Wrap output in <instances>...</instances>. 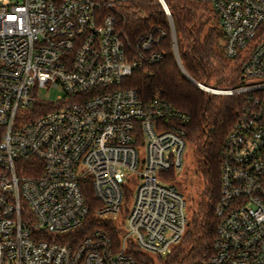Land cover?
<instances>
[{"label":"built area","instance_id":"2783aa9c","mask_svg":"<svg viewBox=\"0 0 264 264\" xmlns=\"http://www.w3.org/2000/svg\"><path fill=\"white\" fill-rule=\"evenodd\" d=\"M185 1L215 13L225 56L242 60L237 86L195 84L245 98L221 151L202 264H264V0ZM121 2H0V264H149L182 239L189 217L172 180L189 115L125 84L161 60L166 33L130 40ZM52 87L54 100L41 95Z\"/></svg>","mask_w":264,"mask_h":264},{"label":"trees","instance_id":"16d2710c","mask_svg":"<svg viewBox=\"0 0 264 264\" xmlns=\"http://www.w3.org/2000/svg\"><path fill=\"white\" fill-rule=\"evenodd\" d=\"M183 69L195 81L214 88L241 82L242 60L224 54L215 13L207 6L185 0H166ZM120 21L133 40L153 27L164 30L161 60L129 76L125 84L141 97L160 96L189 115L186 138L193 145L195 171L202 190L182 239L164 257H148L149 264H202L212 253L217 218L214 206L219 191V161L228 129L245 98L243 94L206 91L189 81L173 57L169 21L158 0H122ZM213 82L214 85H209ZM90 197V194H89Z\"/></svg>","mask_w":264,"mask_h":264},{"label":"rangeland","instance_id":"374dc122","mask_svg":"<svg viewBox=\"0 0 264 264\" xmlns=\"http://www.w3.org/2000/svg\"><path fill=\"white\" fill-rule=\"evenodd\" d=\"M8 1H15V0H0V2H4V3ZM178 66L181 72L183 73V75L193 84H195V82H193L184 73L182 67L179 64ZM209 85L212 86L214 85V83L210 82ZM60 92L61 90L59 87H52L49 89L42 88L40 90L41 95L45 96L46 98L50 100H54L56 95L59 94ZM194 162H195V153H194L193 145L187 141L185 144L183 153H182V166L179 170L176 171L174 179L172 180V184L176 186V188L182 194L183 199L185 200V213L187 217L190 216L193 208L195 207L197 201L199 200L200 195H201V190H202L201 181H200L198 174L195 171ZM128 186L133 187V184L128 183Z\"/></svg>","mask_w":264,"mask_h":264},{"label":"water","instance_id":"95a60500","mask_svg":"<svg viewBox=\"0 0 264 264\" xmlns=\"http://www.w3.org/2000/svg\"><path fill=\"white\" fill-rule=\"evenodd\" d=\"M182 69H183V67H182ZM183 71H184V73L193 81V82H195L196 83V81L193 79V78H191L190 76H189V74H187V72L183 69Z\"/></svg>","mask_w":264,"mask_h":264}]
</instances>
